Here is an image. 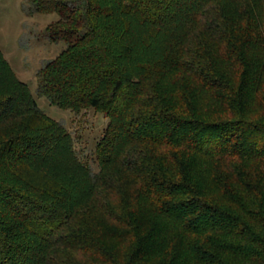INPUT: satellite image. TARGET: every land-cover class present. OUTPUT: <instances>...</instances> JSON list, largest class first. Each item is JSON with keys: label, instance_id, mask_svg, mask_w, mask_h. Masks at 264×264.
I'll list each match as a JSON object with an SVG mask.
<instances>
[{"label": "trees", "instance_id": "1", "mask_svg": "<svg viewBox=\"0 0 264 264\" xmlns=\"http://www.w3.org/2000/svg\"><path fill=\"white\" fill-rule=\"evenodd\" d=\"M64 48L35 95L0 51V264H264V0H26ZM107 124L93 163L37 100Z\"/></svg>", "mask_w": 264, "mask_h": 264}, {"label": "rangeland", "instance_id": "2", "mask_svg": "<svg viewBox=\"0 0 264 264\" xmlns=\"http://www.w3.org/2000/svg\"><path fill=\"white\" fill-rule=\"evenodd\" d=\"M26 0H0V51L15 75L24 81L35 95L36 72L43 63L54 58L63 48L62 42H50L46 28L57 20L56 14H28ZM40 108L59 121L74 139L75 148L85 163L95 168L93 151L107 119L92 109L78 116L56 109L38 99Z\"/></svg>", "mask_w": 264, "mask_h": 264}]
</instances>
